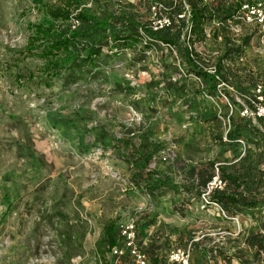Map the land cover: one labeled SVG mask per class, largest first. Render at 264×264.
<instances>
[{
  "label": "rangeland",
  "instance_id": "obj_1",
  "mask_svg": "<svg viewBox=\"0 0 264 264\" xmlns=\"http://www.w3.org/2000/svg\"><path fill=\"white\" fill-rule=\"evenodd\" d=\"M62 1L0 0V264H103L96 245L109 221L122 231L134 225L136 237L134 247L124 237L107 264H139L150 247L162 264H182L174 261L180 249L189 264H264L246 243L264 234V205L226 217L206 205L190 174L210 162L218 174L239 161L227 138L230 118H242L261 94L264 26L235 12L209 21L205 39L196 38L180 0L188 14L176 23L177 46L140 30L138 46L109 38L96 63L57 72L26 46L36 26L79 28L76 19L48 17L45 5ZM256 1L221 0L232 11ZM168 9L161 0H82L74 16L108 10L157 28L169 23ZM186 48L194 50L191 63ZM224 54L226 81L214 91L195 70L215 71ZM244 117L262 126L254 113ZM147 144L163 147L151 148L139 171L131 156ZM239 144L240 154L246 144ZM158 176L173 188L159 186Z\"/></svg>",
  "mask_w": 264,
  "mask_h": 264
},
{
  "label": "trees",
  "instance_id": "obj_2",
  "mask_svg": "<svg viewBox=\"0 0 264 264\" xmlns=\"http://www.w3.org/2000/svg\"><path fill=\"white\" fill-rule=\"evenodd\" d=\"M161 1L166 2L168 10L171 11V17L167 25L157 30L154 27H144L129 17H118L108 10L103 11L102 17L93 15L87 10L80 11L74 16V9L81 4L82 0H64L58 5H45V12L54 23L58 21L68 23L76 19L81 25L75 30L56 29L54 25L36 26V36L29 40L26 51L30 57L52 62L53 68L59 72L77 64H85L84 62L96 63V59L102 54L103 48L108 45L109 38L120 40L129 48L138 46L140 35L138 32L140 30L155 42L159 41L170 47L177 46L174 33L176 23L183 24L185 22L184 16L188 12L180 0ZM185 2L190 10L188 22L191 26V33L196 38L202 37V39L206 37L205 28L209 21L223 18V15L231 19L233 13H237L241 5L239 3L237 7L232 8V11L229 8H224L221 0H215L212 3H207L206 0H185ZM118 24L124 28V36L116 33V25ZM78 42H80L81 47ZM43 46L42 52H38ZM73 50L76 51L73 52ZM185 53L191 63L193 48H186ZM225 58L226 54L221 57L216 65L215 73L200 69L195 70L197 75L202 76L207 83L211 84L210 87L214 91L218 89L219 83L226 81L225 76L222 75V64ZM260 93L254 97V100L251 99L249 106L245 108L254 113L257 123H260L261 127L254 125L251 120L244 117L246 115L239 120L230 118L232 130L228 133L227 138L230 141L229 145L236 154V160L239 161L232 164L231 167L218 166V174L215 172L216 164L214 162H210L204 167L201 165L199 167L194 166L190 171L193 177H197L200 188L204 191L203 196L209 193L208 188L215 178H219L222 186L211 190L207 196L208 204L206 205H218L226 217H236L245 214V212L260 209L264 205V116L258 117L256 115L257 106L263 104L260 97L264 98V84ZM239 140H243L246 144L243 157H241L243 153L239 154L241 148ZM162 147L161 144H147L141 150H137L138 154L131 156L135 167L139 171H144L153 156L152 154L149 155L150 149L157 148L155 154H158ZM157 184L173 188V184L163 176H158ZM104 226L102 235L97 240L96 252L99 260L103 264H107V256L120 246V241L125 236L123 235L124 231L117 226L115 221H109ZM246 239V243L256 249V256L261 258L264 255V234L257 232ZM193 245L196 246L195 243ZM154 250V247L147 249L146 254H144L145 257L149 255V257L154 258L155 264H162L163 261L155 255Z\"/></svg>",
  "mask_w": 264,
  "mask_h": 264
},
{
  "label": "built area",
  "instance_id": "obj_3",
  "mask_svg": "<svg viewBox=\"0 0 264 264\" xmlns=\"http://www.w3.org/2000/svg\"><path fill=\"white\" fill-rule=\"evenodd\" d=\"M238 16L240 18H243L247 23L249 24H258L259 26H264V1L258 0L256 2H245L241 3L240 9L238 11ZM157 27L155 30L161 28ZM216 71V70H215ZM215 71H211V73H215ZM210 72V71H209ZM262 86L259 88V92H261ZM263 104L258 105L257 113L256 115L259 117L264 116V98L260 97ZM243 115L249 116L250 111L246 109L243 113ZM221 182L219 181V178H215V180L211 183L209 186V193L207 195H204V201L206 204H208V198L207 196L211 193V190L217 187H221ZM124 236L126 237V240L128 242L129 247H134L135 245V226L131 225L124 231ZM139 264H147V259L145 256L138 254ZM174 261L182 264H189L188 256L186 255L185 251H182L181 249L177 251L174 255Z\"/></svg>",
  "mask_w": 264,
  "mask_h": 264
}]
</instances>
